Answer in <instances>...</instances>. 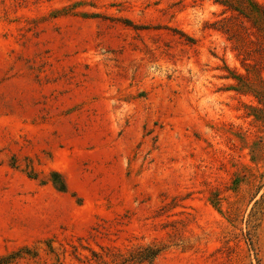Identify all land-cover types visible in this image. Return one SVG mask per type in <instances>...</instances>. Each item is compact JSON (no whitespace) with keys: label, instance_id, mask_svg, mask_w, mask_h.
Returning a JSON list of instances; mask_svg holds the SVG:
<instances>
[{"label":"rangeland","instance_id":"374dc122","mask_svg":"<svg viewBox=\"0 0 264 264\" xmlns=\"http://www.w3.org/2000/svg\"><path fill=\"white\" fill-rule=\"evenodd\" d=\"M222 11L0 0V264H264V28Z\"/></svg>","mask_w":264,"mask_h":264},{"label":"trees","instance_id":"16d2710c","mask_svg":"<svg viewBox=\"0 0 264 264\" xmlns=\"http://www.w3.org/2000/svg\"><path fill=\"white\" fill-rule=\"evenodd\" d=\"M223 6V13L230 12L222 20L232 17H243L251 22L253 27L264 28V5L257 0H215ZM222 28V27H221ZM228 32L227 29H225Z\"/></svg>","mask_w":264,"mask_h":264}]
</instances>
